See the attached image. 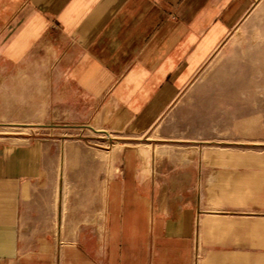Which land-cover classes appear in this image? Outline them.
Returning <instances> with one entry per match:
<instances>
[{
  "label": "crops",
  "instance_id": "1",
  "mask_svg": "<svg viewBox=\"0 0 264 264\" xmlns=\"http://www.w3.org/2000/svg\"><path fill=\"white\" fill-rule=\"evenodd\" d=\"M258 1L0 0V264H264V151L157 130ZM78 116L105 180H61Z\"/></svg>",
  "mask_w": 264,
  "mask_h": 264
},
{
  "label": "rangeland",
  "instance_id": "2",
  "mask_svg": "<svg viewBox=\"0 0 264 264\" xmlns=\"http://www.w3.org/2000/svg\"><path fill=\"white\" fill-rule=\"evenodd\" d=\"M179 94L157 127L159 138L188 137L203 139L205 147L264 151V0L256 3ZM85 122L78 116L71 139L61 141L62 181L105 180L120 164L121 146L103 140L84 127L89 125Z\"/></svg>",
  "mask_w": 264,
  "mask_h": 264
}]
</instances>
